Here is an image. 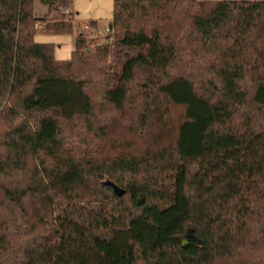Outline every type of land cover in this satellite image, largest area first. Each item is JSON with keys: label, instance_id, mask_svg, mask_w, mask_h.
Wrapping results in <instances>:
<instances>
[{"label": "trees", "instance_id": "16d2710c", "mask_svg": "<svg viewBox=\"0 0 264 264\" xmlns=\"http://www.w3.org/2000/svg\"><path fill=\"white\" fill-rule=\"evenodd\" d=\"M39 2L0 0V264H264V0H112L113 42L67 61L33 38L74 0ZM92 87L151 136L100 165Z\"/></svg>", "mask_w": 264, "mask_h": 264}, {"label": "rangeland", "instance_id": "374dc122", "mask_svg": "<svg viewBox=\"0 0 264 264\" xmlns=\"http://www.w3.org/2000/svg\"><path fill=\"white\" fill-rule=\"evenodd\" d=\"M250 1H261V0H250ZM74 15L72 18L68 14V9H61V13L66 18L71 17L72 19V33L53 35V34H42L37 33L33 41L36 44H49L53 45V55L58 61H67L71 57V53L74 50V39L75 36L80 34L86 38L87 50H92L95 47H99L105 43H112L114 38L111 36L108 40L105 36L108 35V29L113 16V2L112 0H74L71 11ZM47 8L42 6L39 0H33L32 3V14L35 18L39 19L46 16ZM60 13V12H59ZM41 25L38 24V31L40 32ZM86 50V51H87ZM188 58L196 65H199L203 59L201 53L190 55L186 52ZM212 58H216V52L210 53ZM89 94L93 101L95 109V117L93 121L99 120V122L111 123L107 127L108 133L106 137L98 140L99 145L96 148L98 157L94 160L98 165L108 158H114L119 151V144L136 141L141 146L144 144L145 138H151L150 134L144 133L143 137L137 133L136 127L131 128V119L135 117L132 106H125L124 113L119 114L113 109H109L101 101V91L99 87H92L89 90ZM101 105V107H99ZM4 113H0V134L4 132V126L6 123L2 117ZM129 122V123H128ZM75 127H65L64 136L65 138L80 152H84V155H92L93 149L90 144L89 134L78 122L73 123ZM128 124V125H127ZM142 132V129H140ZM82 154V153H80Z\"/></svg>", "mask_w": 264, "mask_h": 264}]
</instances>
